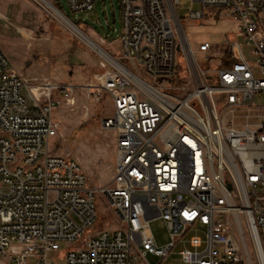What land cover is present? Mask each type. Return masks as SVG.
Returning a JSON list of instances; mask_svg holds the SVG:
<instances>
[{
	"label": "built area",
	"instance_id": "2783aa9c",
	"mask_svg": "<svg viewBox=\"0 0 264 264\" xmlns=\"http://www.w3.org/2000/svg\"><path fill=\"white\" fill-rule=\"evenodd\" d=\"M41 1L77 33L60 0ZM118 1L123 59L84 33L100 47L92 46L102 68L88 87L97 101L108 94L113 102L102 119L117 133L106 184H89L78 158L54 152L61 100L31 88L0 42V258L58 264L50 254L65 244V264H151L149 254L161 262L188 231L202 230L180 251L185 264H241L250 247L264 264V0H193L201 9L183 17L180 0ZM67 2L74 13L96 5ZM206 8L229 10L252 57L231 41L218 67L198 61H211L215 46L194 48L182 19H202ZM60 90L70 95L69 85ZM99 196L116 219L112 228H97L107 216ZM156 219L169 229L163 246L151 228Z\"/></svg>",
	"mask_w": 264,
	"mask_h": 264
},
{
	"label": "rangeland",
	"instance_id": "374dc122",
	"mask_svg": "<svg viewBox=\"0 0 264 264\" xmlns=\"http://www.w3.org/2000/svg\"><path fill=\"white\" fill-rule=\"evenodd\" d=\"M59 6L76 22L79 28L75 29L77 33L68 29L41 0H0V42L8 50L13 63H19L16 67L25 72L31 88L38 85L41 92L45 90L42 95L51 90L52 95L61 100L53 113L61 123L60 136L50 141L54 152L78 158L89 184H106L111 181L114 172L117 133L114 129L103 128L102 119L112 113L113 102L108 94H103L97 101L88 87L102 68L101 57L96 51L100 49L92 43L95 50L85 39L84 33L123 59L117 41L121 28L119 1L96 0L95 8L87 13L72 12L67 0H60ZM191 9L200 10L201 4L193 0H180V17ZM182 24L194 48L201 41L214 44L211 61L203 60L201 54L197 55L204 66L216 68L221 61L225 62L227 57L224 53L231 41L238 42L237 53L252 57V45L246 43L238 30L239 21L226 8H206L202 19H182ZM92 31L96 35H107V43L102 44ZM183 56V52L178 51L177 61H182ZM35 70L38 73L28 74V71ZM68 84H74L75 88L66 97L60 86ZM44 98L42 96V100ZM261 101L262 97H259L257 102ZM99 206L101 213L107 216L102 215L97 228L117 225L102 196H99ZM151 228L158 245L169 242V229L163 219L153 220ZM260 232L264 239V227ZM195 233L204 236L202 230H190L161 262L160 257L153 254L148 255V260L151 264H185L180 251L189 247L187 240ZM66 248L67 245L61 244V251L51 253L50 258L58 256V264H65L63 255ZM244 257L241 264H259L252 247Z\"/></svg>",
	"mask_w": 264,
	"mask_h": 264
},
{
	"label": "crops",
	"instance_id": "0c3cea01",
	"mask_svg": "<svg viewBox=\"0 0 264 264\" xmlns=\"http://www.w3.org/2000/svg\"><path fill=\"white\" fill-rule=\"evenodd\" d=\"M120 6V5H119ZM120 17H121V9H120ZM92 34H93V36L94 37H96V38H98V40H100L102 43H107V39H108V36L106 35V36H103V35H96L95 33H93V31H92ZM117 41H118V39H117ZM8 51V50H7ZM9 53V52H8ZM16 66H18L19 65V63L17 62V63H14ZM23 75H25V72H22V71H20ZM36 73H38L37 72V70H35V71H28V74H36ZM43 73H45V72H43ZM69 86H70V91L73 89V88H75V85L74 84H68ZM41 86H43V85H41ZM45 90H42V92H44ZM35 261V258H30L29 259V264H32L33 262ZM5 263V261L3 260V259H1L0 258V264H4Z\"/></svg>",
	"mask_w": 264,
	"mask_h": 264
},
{
	"label": "bare ground",
	"instance_id": "6f19581e",
	"mask_svg": "<svg viewBox=\"0 0 264 264\" xmlns=\"http://www.w3.org/2000/svg\"><path fill=\"white\" fill-rule=\"evenodd\" d=\"M44 1H45L47 4L50 5V3H49L47 0H44ZM79 33H80V32H79ZM80 34H82V33H80ZM97 48L100 49V47H98V46H97Z\"/></svg>",
	"mask_w": 264,
	"mask_h": 264
},
{
	"label": "trees",
	"instance_id": "16d2710c",
	"mask_svg": "<svg viewBox=\"0 0 264 264\" xmlns=\"http://www.w3.org/2000/svg\"><path fill=\"white\" fill-rule=\"evenodd\" d=\"M76 23V22H75Z\"/></svg>",
	"mask_w": 264,
	"mask_h": 264
}]
</instances>
